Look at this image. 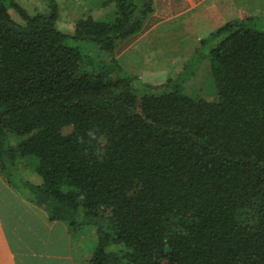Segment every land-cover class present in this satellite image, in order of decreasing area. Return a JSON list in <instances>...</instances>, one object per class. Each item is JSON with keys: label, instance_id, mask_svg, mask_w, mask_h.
Segmentation results:
<instances>
[{"label": "trees", "instance_id": "16d2710c", "mask_svg": "<svg viewBox=\"0 0 264 264\" xmlns=\"http://www.w3.org/2000/svg\"><path fill=\"white\" fill-rule=\"evenodd\" d=\"M47 1L0 0L8 183L51 220L94 228L90 264H264L262 19L222 25L165 83L138 84L107 55L153 0H118L113 19L84 14L71 32Z\"/></svg>", "mask_w": 264, "mask_h": 264}, {"label": "crops", "instance_id": "0c3cea01", "mask_svg": "<svg viewBox=\"0 0 264 264\" xmlns=\"http://www.w3.org/2000/svg\"><path fill=\"white\" fill-rule=\"evenodd\" d=\"M153 1L154 12L148 16L143 30L124 43H130L128 47L134 43H165L169 49L165 47L164 51L170 56L177 44L193 45V54L222 25L245 18H241V13L247 12L237 10H248L250 5L249 0ZM178 54L173 55L174 59L181 56ZM2 188L16 199H0V264H90L85 243L80 239L73 242L72 227L67 222L51 220L43 207L10 185L0 170Z\"/></svg>", "mask_w": 264, "mask_h": 264}, {"label": "rangeland", "instance_id": "374dc122", "mask_svg": "<svg viewBox=\"0 0 264 264\" xmlns=\"http://www.w3.org/2000/svg\"><path fill=\"white\" fill-rule=\"evenodd\" d=\"M22 7H24L28 12H46L48 10V1L47 0H15ZM117 1L118 0H58L59 4V19L58 27L65 31L71 32L74 28L75 21L84 14L93 13L95 18L108 21L114 18L117 10ZM239 1V0H238ZM237 1V3H238ZM249 9L240 10L238 12H247L241 13V18L248 19L249 17L260 18L262 19V24L264 25V0H249ZM240 4V2H239ZM241 5V4H240ZM253 6H256L254 9ZM261 8L259 11L258 8ZM253 9H252V8ZM10 11L13 15L19 19V15L14 11L13 8H10ZM239 20V19H236ZM131 37V36H130ZM127 40V39H125ZM123 40L118 48L116 49L115 54L107 55L110 61H117V65L114 68L116 72L115 75H124V76H136L138 78V84H154L161 85L168 80L169 77L179 72L183 68L185 63H187L191 57L194 55L190 50L193 45L186 44L181 46L176 45V50L173 52H178L181 54L179 58L174 59V56L179 55L176 53L174 56L164 51L165 47L168 46L165 43H161L155 46L150 45L149 43H134L132 47H128L130 43H124ZM200 46V45H199ZM207 47V46H206ZM131 49V50H130ZM181 49V50H180ZM179 50V51H178ZM173 57V58H172ZM181 57V59H180ZM113 59V60H112ZM202 65H205V68L208 66V60H204ZM199 70L198 75L193 78L192 83L198 81V79H204L202 77L204 74V69ZM203 80V81H204ZM202 81V82H203ZM201 82V83H202ZM216 89V86H215ZM203 92H206L204 88L200 89ZM22 174L36 182L40 183L41 178H38L34 172L29 173L28 170ZM5 177V176H4ZM6 179V178H5ZM7 181V180H6ZM8 182V181H7ZM11 185V184H10ZM24 193V191H19ZM0 199H16L12 193L5 188L0 189ZM73 234V242L77 243L80 239L81 242L85 243L89 258H92L93 254V242L96 241V230L94 228H85L83 231L75 232ZM28 235V234H26ZM80 248V246L78 247ZM77 253H79L77 251ZM91 260V259H90ZM90 262V261H89Z\"/></svg>", "mask_w": 264, "mask_h": 264}]
</instances>
